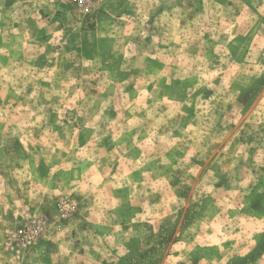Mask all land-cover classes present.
Here are the masks:
<instances>
[{"label":"rangeland","instance_id":"obj_1","mask_svg":"<svg viewBox=\"0 0 264 264\" xmlns=\"http://www.w3.org/2000/svg\"><path fill=\"white\" fill-rule=\"evenodd\" d=\"M0 264H264V0H0Z\"/></svg>","mask_w":264,"mask_h":264},{"label":"built area","instance_id":"obj_2","mask_svg":"<svg viewBox=\"0 0 264 264\" xmlns=\"http://www.w3.org/2000/svg\"><path fill=\"white\" fill-rule=\"evenodd\" d=\"M80 1H82V2H84V3H88V2H90V1H92V0H80ZM66 203H67V201H66ZM62 215L65 217V216H66V213L64 212ZM40 224H41V223H40ZM41 230H42V226L37 225V226L33 229L32 235H31V237H30V241H37L38 237H39L40 234H41Z\"/></svg>","mask_w":264,"mask_h":264}]
</instances>
